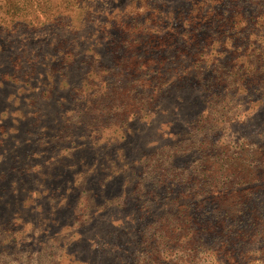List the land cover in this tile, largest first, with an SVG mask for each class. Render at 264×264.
Listing matches in <instances>:
<instances>
[{
    "label": "rangeland",
    "instance_id": "1",
    "mask_svg": "<svg viewBox=\"0 0 264 264\" xmlns=\"http://www.w3.org/2000/svg\"><path fill=\"white\" fill-rule=\"evenodd\" d=\"M0 264H264V0H0Z\"/></svg>",
    "mask_w": 264,
    "mask_h": 264
},
{
    "label": "trees",
    "instance_id": "2",
    "mask_svg": "<svg viewBox=\"0 0 264 264\" xmlns=\"http://www.w3.org/2000/svg\"><path fill=\"white\" fill-rule=\"evenodd\" d=\"M78 1V0H77Z\"/></svg>",
    "mask_w": 264,
    "mask_h": 264
}]
</instances>
